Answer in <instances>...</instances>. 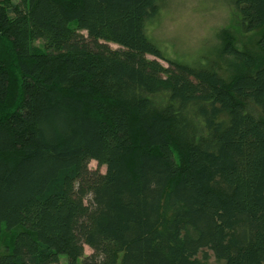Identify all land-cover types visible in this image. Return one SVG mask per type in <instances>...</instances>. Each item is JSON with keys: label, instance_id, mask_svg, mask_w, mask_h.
<instances>
[{"label": "trees", "instance_id": "1", "mask_svg": "<svg viewBox=\"0 0 264 264\" xmlns=\"http://www.w3.org/2000/svg\"><path fill=\"white\" fill-rule=\"evenodd\" d=\"M215 1L227 80L147 34L159 0H0V264H264V32L232 45L264 0Z\"/></svg>", "mask_w": 264, "mask_h": 264}, {"label": "rangeland", "instance_id": "2", "mask_svg": "<svg viewBox=\"0 0 264 264\" xmlns=\"http://www.w3.org/2000/svg\"><path fill=\"white\" fill-rule=\"evenodd\" d=\"M229 22V12L224 3L215 0H159V9L146 24L147 34L158 44L162 51L172 58L188 63H199L210 66L229 79L233 74L234 59L223 48V39L219 31ZM264 32V24L254 30L236 33L232 45L240 50L259 53L257 40ZM112 47H117L111 43ZM164 63V62H163ZM92 169L99 168L95 161L89 163ZM11 231L4 227L0 233V252H3L11 241ZM91 252L84 246V253ZM209 263L215 264L210 251ZM199 257L201 254L198 255ZM68 264L67 257L60 255L57 263Z\"/></svg>", "mask_w": 264, "mask_h": 264}]
</instances>
